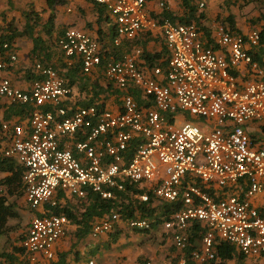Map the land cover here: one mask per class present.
Listing matches in <instances>:
<instances>
[{
	"label": "built area",
	"instance_id": "2783aa9c",
	"mask_svg": "<svg viewBox=\"0 0 264 264\" xmlns=\"http://www.w3.org/2000/svg\"><path fill=\"white\" fill-rule=\"evenodd\" d=\"M95 1L105 5L116 25V46L150 32L162 37L167 53L155 64L134 46L107 63L106 80L121 94L116 108L104 100L74 107L68 80L40 60L34 62L29 90L8 77L0 80V96L32 106L27 117L1 120L0 129L2 155L25 170L28 203L32 208L55 205L59 188L81 200L89 191L111 198L112 190L124 189L129 180L149 186L159 198L182 202L183 208L163 221L179 250L188 245L185 231L192 221L208 225L198 247L177 264L216 259L218 238L246 257L264 256V144L257 139L264 135L250 133L264 121L260 29L238 33L215 23V45H209L195 22L166 18L163 0L160 12L149 0ZM60 44L67 62L79 60L84 74L102 64L103 44L84 29L69 26ZM17 59L13 45L0 40V70ZM242 68L246 73L240 77L235 70ZM187 175L192 181L184 184ZM5 193L0 186V198ZM43 213L32 218L22 239L32 261L53 259L55 244L71 222L66 214ZM122 221L117 211L106 214L93 223L91 237L114 231ZM125 223L131 230L153 228L144 217Z\"/></svg>",
	"mask_w": 264,
	"mask_h": 264
},
{
	"label": "trees",
	"instance_id": "16d2710c",
	"mask_svg": "<svg viewBox=\"0 0 264 264\" xmlns=\"http://www.w3.org/2000/svg\"><path fill=\"white\" fill-rule=\"evenodd\" d=\"M91 1L94 3L95 12L98 15V25L102 26L103 23H108L110 25L108 34L104 33L99 28L100 38L98 39L105 48L103 61L100 65V75L96 77L93 82L88 83L86 76H84L85 74L83 70L82 73L84 75L80 74L81 63L68 65L66 61H64L63 51V56H61L59 61L60 63L58 64L65 67L61 74L68 80L70 86L79 82L82 91H86L85 97L74 104V107H86L96 104L100 105L101 101H106L107 98L116 99L115 103L116 105H119L121 103V94L112 83L106 80L104 74L107 63L109 61L122 58V56L134 46H141L143 48V56L148 61H153L155 64H160L158 63V59L165 56L166 54H162L161 52L151 53L148 51L146 47V41L148 38L145 40L142 39L145 37H137L133 41L125 40L121 45L116 46L114 44V39L116 38L117 33L116 25L113 19L110 17L105 5L100 4L95 0ZM47 2L49 7L52 9V12L50 13V16L46 22H43L42 12L28 11L25 14V24L23 29L20 30L18 26L15 25V21L12 20L7 23V27H5L0 34V40L10 42L14 49V41L17 37L26 36L30 38L34 44L31 51L33 59L40 60L47 65L51 64L59 70L60 65L57 66L52 58L56 55L54 49L57 46L61 48L60 41L67 28H62L59 30L58 37L55 36L57 27L56 13L53 10V7L56 3H63L66 2V0H47ZM181 8L183 9V13L181 15L174 14L168 8L165 9L163 15L166 18L176 22H195L203 30L204 37L207 36V38H205L207 44L213 45L215 42L212 41L211 32L204 22H202V19H205L206 17V11L200 8V2L198 0H181ZM222 21L228 24L232 31L238 33L242 32L239 28H237L235 16L233 14L223 18ZM260 32L261 45L259 46V53H262L264 52V25L260 28ZM50 39H54L56 44H53ZM165 51L167 53V48ZM259 53L257 55H259ZM102 82L104 84H102ZM90 93H92V96H89ZM137 97L140 101V96L137 95ZM1 107L2 104L0 103V108ZM31 108L32 106L29 104H13L5 110L4 118L9 119L13 115L27 117ZM24 171V168L16 160L13 158L4 157L0 150V174L9 173L0 178V186L6 187V193H8L9 196L17 195L19 191H22L19 195H23L25 193L23 186ZM189 181H192V177L187 175L184 179V184H187ZM197 183H199V181H197ZM112 191L114 195L111 198H103L99 193L89 191L87 198L81 200L70 197L68 194H66V192L59 188L55 196L57 203L55 205H52L51 203L46 204L45 210L49 213L66 214L73 223L79 225L76 235L79 239H82L91 232L90 220L92 218L99 219L113 211L121 213L124 222H127L133 217H144L148 218L152 222V227H154V224L156 225L160 222L162 223L167 217H170L172 213L183 208L182 202H171L159 198L155 195L153 190L149 188V186L140 183H133L129 180H126L124 189H113ZM6 193L0 198V235L5 233V229L10 218H15L19 215L16 205L13 202H10ZM144 194L149 195L148 200H143L142 196ZM43 214L44 213L42 211L37 210L36 215ZM207 230L208 225L205 222L201 220L192 221L185 231L188 236V245L185 249L180 251V253H182L180 254V257L189 254L192 249L197 248ZM215 248L217 250V258L208 262L207 264H227L231 260H237V262L240 264H244L246 262V256L240 252L235 244L218 238ZM23 250L24 249L19 246L16 247L15 251L12 253L0 252V257H5L7 261H9L11 264H14L15 254L17 252L23 253ZM67 256L68 255L66 253L61 254L59 259L55 262H52L51 264H68ZM18 264L33 263L28 258H26L20 260Z\"/></svg>",
	"mask_w": 264,
	"mask_h": 264
},
{
	"label": "crops",
	"instance_id": "0c3cea01",
	"mask_svg": "<svg viewBox=\"0 0 264 264\" xmlns=\"http://www.w3.org/2000/svg\"><path fill=\"white\" fill-rule=\"evenodd\" d=\"M34 4L31 5L29 8H24L23 10L16 8L10 13L16 17L19 15H23L24 22L23 26H20L17 22V19L12 18L15 21V25L18 26L20 30L23 29L25 24V14L28 11H36L42 12L43 22H46L52 12V9L49 7L47 0L44 3H41V6L38 5V0H34ZM159 0H149L150 7L155 12H160L161 8L158 5ZM168 5V9L171 10L174 14H182L183 9L181 8V0H178L177 5L173 3L172 0H163ZM200 3H204V9L206 11L205 19H202V22L208 27L209 31L211 32L212 41L213 38V29L215 23H223L226 26L228 24L222 21L223 18L233 14L236 20V26L242 32L241 33H248L251 29L255 28H246L244 23L239 22L238 15L236 10L233 6L237 0H198ZM250 5V4H249ZM85 9L86 15L83 18L76 17V9ZM26 9V10H25ZM53 10L56 13V33L55 36L58 37L59 30L62 28H67L68 26H77L81 29L86 30L95 38H100L99 28L104 33H109L110 25L108 23H103L102 26H99L97 23L98 15L94 9V3L91 0H66L63 3H56L53 7ZM68 13H65V12ZM92 11V13H90ZM48 14V16H47ZM111 17V16H110ZM78 19V20H77ZM10 20V21H12ZM8 21V22H10ZM94 21V22H93ZM7 22V23H8ZM68 23V26L64 24ZM8 25V24H7ZM7 27L6 24L2 26V31L4 28ZM229 27V26H228ZM256 28H258L256 26ZM260 29V28H258ZM143 40L147 39L146 47L147 50L151 53H159L166 54V46L164 44V40L160 35L152 34V33H145L139 36ZM204 38H207L205 36ZM141 40V41H143ZM133 41V40H132ZM52 44V43H50ZM141 44V43H140ZM215 44V43H214ZM33 41L26 37H17L14 41V51L16 52L18 59L17 61L10 64L6 69L0 70V80L4 77H8L11 79L14 85L22 88L23 90H29L32 87L33 80L35 78V69H34V62L36 59H33L31 55V51L33 49ZM264 52H260L258 56ZM259 57V59H260ZM54 61V57L52 58ZM58 59V56H57ZM64 61L68 65L70 63L67 62L66 57L64 55ZM81 63L79 60H75L71 64ZM66 64V65H67ZM81 65V64H80ZM82 73V67L80 66ZM65 67L60 65L59 71L62 73ZM235 73L239 74L240 77L243 76V73H246L245 69H237ZM100 75V67L96 69L92 74H85L87 82H93L96 77ZM98 84V82H97ZM102 84H104L102 82ZM72 87V101L76 104L79 100H82L85 95L86 91H82L81 86L78 83H75ZM92 96V93L89 94ZM104 96V95H103ZM108 104H111L109 101ZM0 103L2 107L0 108V122L4 118V113L9 106L13 105L10 101L0 96ZM117 105L111 106V108H116ZM17 115H13L9 119L15 118ZM191 119H195L190 117ZM255 129V126L252 127ZM250 129V133L253 135H260L256 133L255 130ZM262 128V132H264V127ZM262 141L264 144V138H257ZM2 147L1 138H0V150ZM9 173H2L0 174L1 177L5 176ZM25 195V193H24ZM26 199V195H25ZM76 199V198H75ZM27 201V199H26ZM28 202V201H27ZM29 204V203H28ZM30 205V204H29ZM38 211H45V206H40ZM98 218H92L90 220V229H92L93 223ZM71 221V220H70ZM9 223V221H8ZM7 223V225H8ZM79 229V225L76 223L70 222L68 226V234L62 239L56 242L55 244V257L53 259H46L44 257L38 256V261H32L22 247V242H20V247L23 248L24 252H17L14 256V264H18V262L22 259L28 258L33 264H51L59 259L61 254H67V263L68 264H89L91 260L90 255L96 254L98 252H102L104 258L98 264H140L141 262H145L147 260L151 261L152 264H177L180 260V251L173 242L172 232L167 230L164 227L163 222L159 224H154V227L149 231H139V230H131L128 228L125 222H121L118 226L114 229V231L110 233H105L101 235L99 238L94 239L91 237V232L87 234L84 238L79 239L76 235L77 230ZM7 227L5 229L6 234ZM2 234V235H4ZM115 239V240H114ZM155 244V245H153ZM88 256V257H87ZM264 256L260 258H255L253 261H249L250 257H246V263L248 262H256L259 259H263ZM88 261V263H87ZM95 261V260H94ZM235 261V260H231ZM229 261L227 264H230ZM237 261V260H236ZM96 263V261H95ZM0 264H11L5 257H0ZM97 264V263H96Z\"/></svg>",
	"mask_w": 264,
	"mask_h": 264
},
{
	"label": "rangeland",
	"instance_id": "374dc122",
	"mask_svg": "<svg viewBox=\"0 0 264 264\" xmlns=\"http://www.w3.org/2000/svg\"><path fill=\"white\" fill-rule=\"evenodd\" d=\"M34 2V0H0V34L2 33L1 27L5 24L7 26V22L12 20V18L17 19L18 24L20 26H23V15H19V17H16L10 12L16 8H19L20 10H23L24 8H29L31 5L34 4ZM44 2L45 0H38V5L41 6V3ZM173 3L177 5L178 0H174ZM233 6L238 15V19L240 20L239 22L244 23V26L246 28H256V26L258 28H261L264 25V0H237L236 3L233 4ZM65 13L68 12L66 11ZM90 13H92V11ZM85 15V9H76V17H78V19L83 18V16ZM67 24L68 23H65L64 25L68 26ZM50 40L53 44H56L54 39ZM54 50L56 52L54 62L57 64V66H59L60 64L58 63H60L59 61L61 59V56H63V53L61 48L58 46ZM106 101H109L111 103L110 107L116 105V99L114 98H107ZM263 125L264 121H260L258 123V126L256 124L255 129H252L255 130L256 133L261 134L263 136L264 133L262 132V129H260V127ZM21 192L22 191H19L17 195L13 196H9V194L6 193V195L9 197L10 202H13L16 205V209L19 212V215L15 218H10L9 223L7 225L6 234L0 235V252L12 253L13 251H15L16 247L20 246V242H22V238L25 236L32 218L37 213L38 208H32L26 201L25 195H19ZM90 258L94 259L98 264L104 258V256L102 252H98L96 254L90 255ZM253 259L255 258L250 257L249 261H253ZM230 264L240 263L235 260L231 261ZM244 264H264V257L263 259H259L256 262H245Z\"/></svg>",
	"mask_w": 264,
	"mask_h": 264
}]
</instances>
